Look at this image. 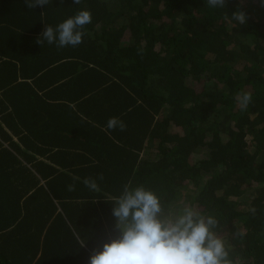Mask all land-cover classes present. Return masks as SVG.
<instances>
[{"label":"trees","instance_id":"trees-1","mask_svg":"<svg viewBox=\"0 0 264 264\" xmlns=\"http://www.w3.org/2000/svg\"><path fill=\"white\" fill-rule=\"evenodd\" d=\"M83 10L92 22L79 46L36 43ZM17 63L40 67L24 73L20 96L0 98V264H88L116 238L112 208L129 183L157 195L162 219L213 217L228 264H264V0H0V94ZM38 103L77 110L60 114L76 119L77 142L58 147L63 170L48 179V165L6 146ZM112 117L125 130L108 129ZM100 175L98 191L84 185Z\"/></svg>","mask_w":264,"mask_h":264},{"label":"clouds","instance_id":"clouds-1","mask_svg":"<svg viewBox=\"0 0 264 264\" xmlns=\"http://www.w3.org/2000/svg\"><path fill=\"white\" fill-rule=\"evenodd\" d=\"M48 3L49 0H25L29 9ZM74 3L79 4L80 0ZM207 5L224 8L226 0H207ZM232 16L240 23L246 20L242 12ZM91 22L89 11H79L55 28L46 25L36 43L41 47L45 43L58 48L77 47L83 42L82 29ZM236 100L242 108H247L251 95L239 93ZM106 126L110 130L126 128L115 117ZM97 179L103 180V176L85 178L83 183L89 190L98 191ZM67 190L74 191L75 185H68ZM161 213L162 204L154 192L125 184L112 208L117 236L103 243L100 250L94 249L88 264H228L225 244L212 231L217 226L213 217H202L192 209H185L175 219H162Z\"/></svg>","mask_w":264,"mask_h":264},{"label":"crops","instance_id":"crops-1","mask_svg":"<svg viewBox=\"0 0 264 264\" xmlns=\"http://www.w3.org/2000/svg\"><path fill=\"white\" fill-rule=\"evenodd\" d=\"M9 61V59H7ZM13 69H11V74H10V82L13 83L12 86H7L8 89H13V90H8L2 94H0V98H3L4 96L7 97H18L20 96V93L16 92L15 96H13V92L15 90L16 85L19 83L24 82V73H32V72H38V68L40 67V64L38 67L33 66V65H28V64H21L17 63L13 65ZM46 65L43 63L42 65V71L37 75L40 76L43 74L46 70ZM1 86V84H0ZM15 92V91H14ZM18 93V94H17ZM47 100V101H46ZM49 96L43 97L42 98V104L50 106L51 103L54 104L56 101H50ZM41 101V100H40ZM57 103V102H56ZM58 105V103H57ZM37 107V106H36ZM4 109L0 107V111ZM35 106L29 111H25L23 113H29L30 114V119H29V130L28 132L20 135L21 138L16 135L12 134V140L6 144V146H9V144L17 145L22 149V153H27L29 155H34L35 160L44 164L48 165V173L46 174V178L48 179L52 173L57 172V171H62V164L60 161H57L58 157H62V152L58 148L59 146L63 145H70L72 142H77L76 138H73L72 135L70 134L72 123L76 119H66V122H64L62 115L63 110H69L73 109L77 112V110L73 107H58V113H55L52 109L51 110H46L43 108L39 107L38 103V108L36 110ZM79 113H76L74 117H77ZM71 120V121H69ZM31 124L33 127H31ZM11 132V130H9ZM12 133V132H11ZM28 144V145H27ZM27 145V146H26ZM39 175V174H38ZM39 177H41L39 175ZM44 178V177H41ZM42 186H44V192L49 191L47 188V185L44 180L41 182ZM18 192L13 191L14 195H16ZM36 190L29 192L26 197H24L21 201L23 204L26 199L33 193H35ZM33 203V201H32ZM10 217L8 215V212L5 214V222H11L7 218ZM12 227L10 229L15 228L16 223H10ZM40 254L38 255V257Z\"/></svg>","mask_w":264,"mask_h":264}]
</instances>
